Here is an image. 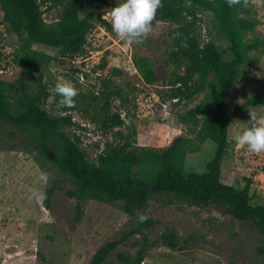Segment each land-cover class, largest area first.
Masks as SVG:
<instances>
[{
    "label": "rangeland",
    "instance_id": "rangeland-1",
    "mask_svg": "<svg viewBox=\"0 0 264 264\" xmlns=\"http://www.w3.org/2000/svg\"><path fill=\"white\" fill-rule=\"evenodd\" d=\"M102 1V18L110 29L95 22L99 0H81L80 16L88 15L94 23L81 54L70 60L57 50L38 47L50 57L40 70L51 97L40 107L53 114L71 116L75 125L65 126L63 131L78 143L89 163H94L108 144L128 140L134 148H162L181 136L189 140L183 147L181 173H204L216 147L212 141L203 144L196 141L200 115H195L194 109L210 103L211 78L208 76L201 82L195 76L190 89L184 90L187 97L174 98V87L170 84L180 71L167 63L166 78L146 84L135 68V61L141 58L163 64L172 50L169 32L176 24L153 22V30L143 43L128 45L112 31L108 15L123 0ZM39 2L46 22L60 17L61 8L52 0ZM242 17L254 23L244 33L243 42L255 44L256 50L244 64L237 66L234 90L225 105L227 113L264 94V0H250ZM211 20L207 11L197 15L200 45L210 39L209 32L213 33ZM212 37L223 51V58L232 61L229 44L214 33ZM17 51V38L6 31L0 10V75L10 84L7 95L14 113L21 97L33 95L37 87L35 75L22 78L18 75L14 60ZM60 78L70 80L79 93L75 107L67 112L57 107L55 84ZM249 111L261 113L264 106L247 108L231 120L220 180L237 189L248 185L250 203L264 205V153H253L234 140L235 133L248 126ZM113 115L119 116L121 125L110 126ZM49 184L36 161L31 130L0 121V264H88L100 246L135 228L134 217L125 214L119 202L85 201L81 204L80 219L75 221L76 201L66 195L73 190L69 183L61 185L52 198L51 210L47 211L43 198L39 197ZM146 214L155 223L145 231L150 240L172 230L184 249L171 251L156 246L141 264H264V256L257 251L260 236L247 223L215 207L191 206L172 194L159 193L150 196ZM140 238L130 236L104 264H119L118 253L133 257Z\"/></svg>",
    "mask_w": 264,
    "mask_h": 264
},
{
    "label": "trees",
    "instance_id": "trees-1",
    "mask_svg": "<svg viewBox=\"0 0 264 264\" xmlns=\"http://www.w3.org/2000/svg\"><path fill=\"white\" fill-rule=\"evenodd\" d=\"M60 6V17L54 22H46L39 0H0L3 23L8 33L17 38L18 51L15 62L20 78L36 76V91L20 99L16 113L12 111L11 98L7 95L8 81L0 75V121L31 130L36 161L49 186L44 189L43 206L51 210L52 198L61 185L69 183L73 190L66 195L76 201L75 221L80 219L81 204L93 200L102 203H121L125 214L135 219V228L123 233L116 240L106 242L92 255L88 264H104L108 256L132 235L141 238L133 257L118 253L119 264H141L148 251L162 245L171 251H182L174 231L166 230L158 239L150 240L145 231L152 229L154 221L146 214L151 195L166 193L197 207H215L223 214L248 224L261 238L258 253L264 256V205L250 203L249 187L237 189L220 180L221 162L227 145L228 127L231 120L243 110L264 106V94H258L236 106L231 112L225 111L227 99L234 90L237 66L249 59L256 50L255 44L243 42V35L254 27V23L242 15L246 13L243 3L229 8L226 0H191L192 7H185L187 0H162L163 7L157 11L154 22L175 23L169 32L172 50L163 64H152L145 59H137L135 68L146 84L166 78L167 63H172L180 71L175 75L173 84L174 98H184V90H189L195 76L201 82L209 76L213 96L209 104L198 105L195 115H200L195 139L199 144L212 141L215 154L206 165L204 173L183 175L181 166L187 138L177 136L162 148H134L128 140L106 145L94 163H89L76 141L71 140L63 131L65 126H73L71 116L53 114L40 106L51 97L43 82L41 67L49 56L38 47L57 50L63 57L72 60L83 52L87 34L94 28L89 16H80L81 0H52ZM103 4L99 0L95 22L110 29L109 23L102 18ZM211 14L213 33L229 44L233 60L223 58V51L210 39L200 45L197 33V15L200 11ZM180 35L173 39V36ZM188 47H181L185 39ZM176 85H179L176 87ZM194 88V86H193ZM191 92V91H188ZM191 94V93H190ZM59 100V96L56 95ZM76 99V97H75ZM108 105V99L106 101ZM106 105V106H107ZM64 112L73 108H63ZM110 126L122 124L118 115L110 118ZM107 126L106 123L103 124ZM148 219L138 222V214Z\"/></svg>",
    "mask_w": 264,
    "mask_h": 264
},
{
    "label": "clouds",
    "instance_id": "clouds-1",
    "mask_svg": "<svg viewBox=\"0 0 264 264\" xmlns=\"http://www.w3.org/2000/svg\"><path fill=\"white\" fill-rule=\"evenodd\" d=\"M242 0H226L229 8L240 5ZM247 3V0H243ZM185 7H192L191 0H187ZM163 7L162 0H123L110 9L112 31L116 36L128 45L141 44L144 38L153 30V22L156 19L157 11ZM180 34L176 33L173 39ZM181 47L187 48L185 39L181 40ZM55 92L59 96L58 108H74L75 97L78 96V89L67 79L60 78L55 84ZM250 119L248 126L239 130L234 135L235 142L240 146H247L253 153H264V112H248ZM39 198H43L41 195ZM148 217L138 214V222H146Z\"/></svg>",
    "mask_w": 264,
    "mask_h": 264
}]
</instances>
